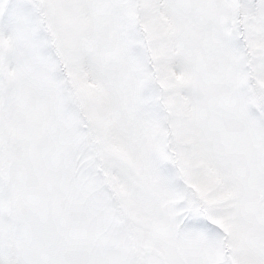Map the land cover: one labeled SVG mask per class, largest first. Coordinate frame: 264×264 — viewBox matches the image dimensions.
<instances>
[{"label":"snow or ice","instance_id":"snow-or-ice-1","mask_svg":"<svg viewBox=\"0 0 264 264\" xmlns=\"http://www.w3.org/2000/svg\"><path fill=\"white\" fill-rule=\"evenodd\" d=\"M0 264H264V0H0Z\"/></svg>","mask_w":264,"mask_h":264}]
</instances>
